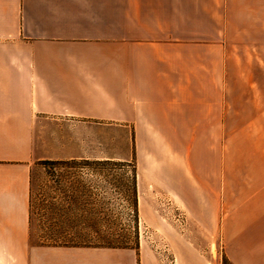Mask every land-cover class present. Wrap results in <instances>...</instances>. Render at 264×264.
<instances>
[{
	"label": "crops",
	"instance_id": "crops-1",
	"mask_svg": "<svg viewBox=\"0 0 264 264\" xmlns=\"http://www.w3.org/2000/svg\"><path fill=\"white\" fill-rule=\"evenodd\" d=\"M92 1L0 0V264H264V0H125L123 41ZM84 119L181 211L156 249L30 246L36 125Z\"/></svg>",
	"mask_w": 264,
	"mask_h": 264
},
{
	"label": "rangeland",
	"instance_id": "rangeland-1",
	"mask_svg": "<svg viewBox=\"0 0 264 264\" xmlns=\"http://www.w3.org/2000/svg\"><path fill=\"white\" fill-rule=\"evenodd\" d=\"M87 14L110 16L111 35L123 41L125 0H93ZM36 137L37 160L30 170L32 241L58 231L56 219L64 216L72 233L80 234L83 219L93 221L84 232L91 247L156 249L162 244L157 222L178 223L174 219L181 211L171 197L153 186L138 188L135 141L123 122L46 120L36 125ZM43 160L58 162L47 168L40 165Z\"/></svg>",
	"mask_w": 264,
	"mask_h": 264
},
{
	"label": "trees",
	"instance_id": "trees-1",
	"mask_svg": "<svg viewBox=\"0 0 264 264\" xmlns=\"http://www.w3.org/2000/svg\"><path fill=\"white\" fill-rule=\"evenodd\" d=\"M58 161H51V160H43L40 161V165L44 167H54L57 164ZM68 161H64V165H67ZM30 194H29V219H28V225H29V236H30V245L35 247H91V245H88L85 242L86 234L85 232V226L88 225L89 228H92L93 221L92 220H85L82 221V231H79L77 233L71 232L72 224L70 223L69 219H66L64 216L58 217L56 219L57 224H55L58 231L52 230L44 233V236L42 240L32 241V211H31V191L33 186V179L32 175L30 173ZM62 210V209H61ZM55 220V219H53ZM64 225V231H62ZM70 229V230H69ZM87 230V229H86ZM76 235V239L74 236ZM78 236V238H77ZM98 247V246H94ZM122 248H134V247H122Z\"/></svg>",
	"mask_w": 264,
	"mask_h": 264
}]
</instances>
